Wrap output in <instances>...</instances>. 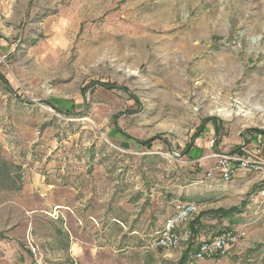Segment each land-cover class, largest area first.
Returning a JSON list of instances; mask_svg holds the SVG:
<instances>
[{
  "label": "rangeland",
  "instance_id": "rangeland-1",
  "mask_svg": "<svg viewBox=\"0 0 264 264\" xmlns=\"http://www.w3.org/2000/svg\"><path fill=\"white\" fill-rule=\"evenodd\" d=\"M238 133L264 134V0H0V163L20 176L0 184V264L34 260L27 235L43 264H264L252 187L150 245L189 186L205 201L201 171ZM224 229L244 235L194 260Z\"/></svg>",
  "mask_w": 264,
  "mask_h": 264
},
{
  "label": "built area",
  "instance_id": "built-area-1",
  "mask_svg": "<svg viewBox=\"0 0 264 264\" xmlns=\"http://www.w3.org/2000/svg\"><path fill=\"white\" fill-rule=\"evenodd\" d=\"M215 162L203 179L217 178L222 182H229L237 172L250 171L258 175L263 182L259 190L261 202H264V134L259 135L249 143L243 142L241 149L233 152L218 151L214 154ZM203 179L200 182H203ZM199 205L193 200L176 199L173 202V212L169 215L160 229H156L152 235L150 245L157 249H174L180 244L181 235L178 228L185 224L194 215L198 214ZM243 231L224 229L215 235L199 242L193 254L194 260L213 259L224 256L232 245H236ZM27 247L34 255V260L29 264H43L37 245L33 239L26 236Z\"/></svg>",
  "mask_w": 264,
  "mask_h": 264
},
{
  "label": "crops",
  "instance_id": "crops-1",
  "mask_svg": "<svg viewBox=\"0 0 264 264\" xmlns=\"http://www.w3.org/2000/svg\"><path fill=\"white\" fill-rule=\"evenodd\" d=\"M238 139H232V137H227L225 140L221 141L220 143V150L219 151H224V152H233L241 149V146L243 142L247 143V146H249L250 141L245 140V138L242 136L241 133H238ZM240 144V145H239ZM191 154L193 152V149L191 148ZM199 165H211L209 163V158L202 157L201 161L199 162ZM213 164L211 167L201 171L202 178H204L205 173L212 168ZM263 182L259 180V177L256 173L250 172V171H239L236 173V175L229 181V182H222L218 180L217 178L213 179H203L201 189L199 193L203 196V198H206L205 201L199 205V209L201 208H208V209H216L218 207H225L228 203V199L224 197V195L229 194H241L245 193L244 188H249L252 187L254 188V191L256 194H258L259 190L262 188ZM194 187L189 186V193H191L190 198H196L198 199V193H194L195 189H192ZM199 188V187H198ZM232 193V194H230ZM224 197V198H223ZM239 197V196H237ZM256 197V196H255ZM225 199V201H223ZM195 201V200H193ZM196 202V201H195ZM231 203V201H229ZM245 206H248L246 204ZM235 212H232L231 214L224 216L223 214L220 213H211V215L207 216L206 218L203 219V222H206L207 224L212 223V224H220V222H232L233 217L236 216ZM113 219V218H112ZM119 221V220H117ZM121 224H123L121 221H119ZM186 226L185 224L180 226L179 228H183ZM178 228V230H179Z\"/></svg>",
  "mask_w": 264,
  "mask_h": 264
},
{
  "label": "trees",
  "instance_id": "trees-1",
  "mask_svg": "<svg viewBox=\"0 0 264 264\" xmlns=\"http://www.w3.org/2000/svg\"><path fill=\"white\" fill-rule=\"evenodd\" d=\"M19 180H20L19 175L11 173L8 162L4 160L1 161L0 163V184H2L1 186L7 189H18L20 186ZM237 209L238 207H231L227 210L217 209L216 213H220V214H223L224 216H227L231 214L232 212L236 211ZM185 259H186V254H183L180 260L181 263H183Z\"/></svg>",
  "mask_w": 264,
  "mask_h": 264
},
{
  "label": "bare ground",
  "instance_id": "bare-ground-1",
  "mask_svg": "<svg viewBox=\"0 0 264 264\" xmlns=\"http://www.w3.org/2000/svg\"><path fill=\"white\" fill-rule=\"evenodd\" d=\"M215 111L220 112L224 116H229L231 113H234L236 115L242 114L245 117L251 118L253 115L251 110H245V109L241 108L240 106L236 110H233V109L229 108L228 106L221 105V106L217 107Z\"/></svg>",
  "mask_w": 264,
  "mask_h": 264
},
{
  "label": "water",
  "instance_id": "water-1",
  "mask_svg": "<svg viewBox=\"0 0 264 264\" xmlns=\"http://www.w3.org/2000/svg\"><path fill=\"white\" fill-rule=\"evenodd\" d=\"M213 119H215V118H213Z\"/></svg>",
  "mask_w": 264,
  "mask_h": 264
}]
</instances>
